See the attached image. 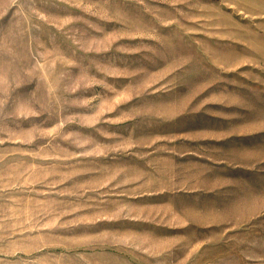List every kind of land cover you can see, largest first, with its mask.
Here are the masks:
<instances>
[{"label":"rangeland","instance_id":"rangeland-1","mask_svg":"<svg viewBox=\"0 0 264 264\" xmlns=\"http://www.w3.org/2000/svg\"><path fill=\"white\" fill-rule=\"evenodd\" d=\"M0 264H264V0H0Z\"/></svg>","mask_w":264,"mask_h":264}]
</instances>
